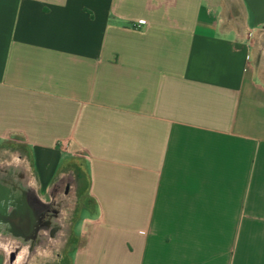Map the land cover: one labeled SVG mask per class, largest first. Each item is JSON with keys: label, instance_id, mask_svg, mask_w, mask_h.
<instances>
[{"label": "crops", "instance_id": "0c3cea01", "mask_svg": "<svg viewBox=\"0 0 264 264\" xmlns=\"http://www.w3.org/2000/svg\"><path fill=\"white\" fill-rule=\"evenodd\" d=\"M263 52L264 0H0V141L88 198L64 264H264Z\"/></svg>", "mask_w": 264, "mask_h": 264}, {"label": "water", "instance_id": "95a60500", "mask_svg": "<svg viewBox=\"0 0 264 264\" xmlns=\"http://www.w3.org/2000/svg\"><path fill=\"white\" fill-rule=\"evenodd\" d=\"M60 178L50 201L42 202L25 156L13 152L0 160V250L3 264H33L60 258L67 243L75 208L76 181Z\"/></svg>", "mask_w": 264, "mask_h": 264}, {"label": "rangeland", "instance_id": "374dc122", "mask_svg": "<svg viewBox=\"0 0 264 264\" xmlns=\"http://www.w3.org/2000/svg\"><path fill=\"white\" fill-rule=\"evenodd\" d=\"M258 77L264 83V52L261 55V59L258 65ZM13 152H18L25 156L26 160L30 163L33 177L38 181L39 175L41 174L38 172L39 170L37 165L38 157H35L32 154L31 149H28L26 146H24V144H22L21 141H17V140L0 141V160L10 158ZM68 165L76 169V173L80 176V178L83 177L82 158L77 157L75 163ZM84 190L85 187L83 188V190H80L78 196L76 197L75 208L70 218V227H71V223L74 222L76 218H78V214L80 210H82V208L88 202V198L84 195ZM38 195L41 196L42 198H45L47 193L44 189H41L39 187ZM80 227H81V219L74 222V226H73L74 232L78 233ZM66 245L64 246L62 252L60 253V258L54 261L36 260L34 261V264H64V259L66 256Z\"/></svg>", "mask_w": 264, "mask_h": 264}, {"label": "flooded vegetation", "instance_id": "af4514ba", "mask_svg": "<svg viewBox=\"0 0 264 264\" xmlns=\"http://www.w3.org/2000/svg\"><path fill=\"white\" fill-rule=\"evenodd\" d=\"M64 187H68V185H69V178H65V182H64ZM34 188L36 189V187L34 186ZM36 192H37V194H38V190L36 189ZM51 192V191H50ZM38 197H39V199L42 201V202H44V203H48L49 201H50V193L49 194H47L46 195V197L45 198H42L41 196H39L38 195ZM0 264H3L4 263V259H5V257H4V252L2 251V250H0ZM33 264H34V262H33Z\"/></svg>", "mask_w": 264, "mask_h": 264}, {"label": "built area", "instance_id": "2783aa9c", "mask_svg": "<svg viewBox=\"0 0 264 264\" xmlns=\"http://www.w3.org/2000/svg\"><path fill=\"white\" fill-rule=\"evenodd\" d=\"M139 23H140V24H143V23H144V21H143V20H141V21H139Z\"/></svg>", "mask_w": 264, "mask_h": 264}]
</instances>
